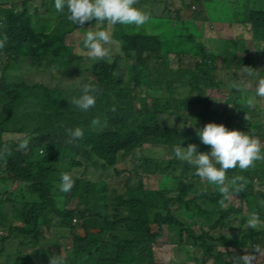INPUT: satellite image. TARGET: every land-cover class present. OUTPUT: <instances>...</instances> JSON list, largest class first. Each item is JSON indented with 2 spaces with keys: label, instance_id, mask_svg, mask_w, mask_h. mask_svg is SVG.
Instances as JSON below:
<instances>
[{
  "label": "trees",
  "instance_id": "trees-1",
  "mask_svg": "<svg viewBox=\"0 0 264 264\" xmlns=\"http://www.w3.org/2000/svg\"><path fill=\"white\" fill-rule=\"evenodd\" d=\"M215 1L139 0L137 8L150 14L149 23L141 31L117 24L112 35L116 31L118 40L124 42L122 53L111 62L84 63L81 78L85 80L77 83L78 78L65 80L63 64L76 59L87 30L102 26H95L93 20L78 28L65 13L55 10V0H0V38H8L0 50V148L7 145L12 152L0 159V264H49V257L60 254L63 245L69 246L66 264H154L153 244L165 229L178 248L170 264H233L236 255L225 256L232 243L249 252L264 241V228L252 229L235 221L241 213L243 217L253 210L264 221V208L257 203L264 200V161L247 171H228L229 179L244 176L247 183L221 205L215 185L201 180L174 153L176 146L186 148L189 143L210 151L193 137L198 138L197 129L208 123L206 106L213 98L209 92L219 91L223 84L218 83V72L233 67L249 80L252 75L243 67L255 70L253 61L238 52L239 45L243 50L246 47L240 39L228 42L219 37L204 42L187 34L182 44L171 45L169 37L177 35L173 30L180 23L203 21L202 9ZM242 5L249 10L243 24L250 25L252 33L257 28L262 31L257 36L260 42L254 41L252 47L262 59L264 46L261 50L255 45L264 44V11L252 9L247 2ZM165 24L171 27L168 33L160 31ZM236 28L229 31L230 38ZM218 45L228 51L219 53ZM27 63L35 68L31 80L10 82L8 71L17 68L22 75L28 74ZM259 76L264 77L262 71ZM84 84L100 90L95 106L87 112L71 103ZM238 90L223 101L229 114L217 124L262 141V123L253 118L261 104L255 86ZM32 92L49 100L40 111L31 108L21 116L18 102ZM250 99L256 101L255 107L248 106ZM171 116L184 124L177 122L174 128ZM19 117L24 118L21 124L15 121ZM97 118L100 124L94 126ZM187 120L195 125H188ZM68 127L82 128L83 138L67 144L64 129ZM6 134L16 137L5 140ZM24 138H30L29 147L18 150ZM159 151L166 156L157 158ZM62 156L67 161L63 173H71L75 180L67 193L57 188L61 174L56 175L55 163ZM121 164L127 165L121 168ZM139 175L170 180L173 185L150 190L141 180L131 183ZM120 176L127 182L117 183ZM55 189L57 195L78 197L83 209L68 210L58 204ZM32 198L37 201L31 202ZM233 203L240 204L235 207ZM204 204L218 214L209 226L198 218L209 215ZM48 217L59 224L57 234L49 238L43 235L41 224ZM76 218L79 222L72 223ZM233 228L239 230L237 235L225 233Z\"/></svg>",
  "mask_w": 264,
  "mask_h": 264
},
{
  "label": "clouds",
  "instance_id": "clouds-1",
  "mask_svg": "<svg viewBox=\"0 0 264 264\" xmlns=\"http://www.w3.org/2000/svg\"><path fill=\"white\" fill-rule=\"evenodd\" d=\"M139 0H55L54 8L58 13H65L67 19L78 28H83L85 23L95 20V26H102L98 30H87L83 38V48L81 52L89 60L112 61L114 56L122 53L124 42L116 40L112 36V31L117 24L135 26L141 28L151 19L149 13L135 7ZM106 27H103L105 26ZM7 36L0 38V50L7 44ZM246 39H242L244 41ZM254 65V61H253ZM248 75L256 74L257 77L252 83V79L246 80L239 84L234 83L233 88L245 89L255 86V96L264 98V77L259 76V70H253L250 67H243ZM232 72L233 74L229 73ZM236 72H240L233 67L228 71L233 77ZM99 88L92 84L81 86V94L73 97L72 105L80 111L87 112L96 104V94ZM250 108L255 107L253 100L248 101ZM114 110V109H113ZM245 119L248 117L245 115ZM93 125H99V119L92 121ZM67 136L66 143L73 144L83 138L84 132L80 127H68L64 129ZM256 132L255 129H253ZM264 139L263 128L260 129ZM196 134L203 145L209 146L210 151L206 152L197 145L189 143L186 148L180 144L174 148L177 159L186 162L195 169V175L201 180H207L210 184L215 185L222 199L218 201L221 205L233 195L244 190L247 183L244 176H234L229 179L227 173L229 170L239 168L242 172L255 166L257 161H264V145L258 138L251 137L247 133L238 130H228L223 124L207 123L202 129H197ZM30 144V138H24L18 144V150L27 151ZM12 154L11 149L5 145L0 148V159H5ZM238 186L233 187L234 185ZM75 180L71 173H61L58 189L60 192L67 193L74 187ZM261 208H264V200L257 201ZM76 222V221H75ZM246 226L252 229L258 228L264 221H261L259 214L253 210L247 220ZM263 242L261 239L260 242ZM257 244V245H258ZM255 247L254 251L247 252L242 256H236L233 264H259L264 259L263 246ZM237 247V246H236ZM240 250L239 247H237ZM49 264H66V259L61 252L58 255L49 257Z\"/></svg>",
  "mask_w": 264,
  "mask_h": 264
},
{
  "label": "rangeland",
  "instance_id": "rangeland-1",
  "mask_svg": "<svg viewBox=\"0 0 264 264\" xmlns=\"http://www.w3.org/2000/svg\"><path fill=\"white\" fill-rule=\"evenodd\" d=\"M231 0H218V2H214L212 4H209V7H204L202 9L203 11V21L199 20L196 23H186V24H182L180 23V25L178 27H176L173 31H176L177 35L174 36H170L169 39L171 40V45L172 46H176V44L180 43L182 44L185 40L183 37L187 36V34H191V35H195L196 37H198L199 39H203V41L205 40H211V39H218L219 37V41L223 40V39H227L228 42H232V41H236L239 40L240 41L242 39H248L250 37V33L254 36V41L260 42L261 38H258L257 36H260L262 34V31L259 30L258 28L252 33L251 32V27L248 24H243L245 22L244 19V14L246 16V13L249 11L246 7L242 5V3L244 2H251L254 0H232V2H234V4H237L236 6H232V3L230 2ZM258 5L255 7L254 10H258V11H264V0H256ZM141 5V4H140ZM139 5V6H140ZM135 7H137V5H135ZM149 23V22H148ZM146 23V24H148ZM156 24H158V22L156 21ZM224 27L228 26L229 24L232 25L230 26L231 29L236 28L235 30H233V35L232 38H230L229 36V31L231 29L228 28H224L222 27V25ZM226 24V25H224ZM131 27L133 30L138 29L139 31H141V28H136L135 26H129ZM245 28L246 30L243 32V30H239L241 28ZM1 28V26H0ZM174 28V27H173ZM212 28V29H210ZM184 29H187V31H185ZM160 31H163L165 33H168L171 31V27L170 25H164V26H160ZM116 31H114L113 33V38L118 40V34ZM243 33V34H242ZM256 35V36H255ZM240 38H237V37ZM204 41V42H205ZM253 41V42H254ZM177 42V43H176ZM83 45V44H82ZM191 45H187L186 47H190ZM256 48L258 49H263L260 48L261 46H264V44L261 45H255ZM218 47H221V50L218 49V52L222 54V52H226L228 51V49H222V45H218ZM210 45H208V49H210ZM238 52H240V54L244 57H249L248 59H251L252 61H254V65H255V70L259 69L262 70V73L264 74V61L259 60L258 57L256 56V53L252 50L251 45L249 44L248 47H244L243 50V46L239 45L238 48ZM239 54V55H240ZM86 63V65L90 64L89 59H86V55H84L81 51L77 52V57L76 59H73L72 61H69V63L64 62L63 67L66 70H63L66 73V77L65 80H67L68 82H72L74 79L78 78L79 80H77L76 82L78 83V81L81 83L82 81H84V78L82 77V73L83 70L85 69V67L83 66V64ZM26 66L29 70L28 74L22 75L21 74V70H18L17 68H13L10 69L8 71L7 74V78L8 80H10V82H18V83H27L31 80L30 75L34 72L35 68L32 66L31 63H27ZM231 74H233L232 72H229ZM229 73L227 71H223L220 70L218 72V80L221 84V81L223 82V84H221L220 86V90L219 91H210V95L213 97L212 101L210 102L211 105L206 106V117L208 118V123H218V120L220 119L223 120L225 115H228L229 113L224 109V104L223 101L226 100L229 95H234L237 92L239 93V90L237 88H233L232 85L234 83L239 84L240 82H244L243 80V75L239 72H236L233 77H231L229 75ZM85 77V76H84ZM255 77H257V75L252 74L251 78H252V83L256 84L254 82ZM57 78V77H56ZM34 81H36L33 78ZM57 81H54L55 84L58 83ZM90 80V79H88ZM258 80V79H257ZM65 85V81L63 83V86ZM246 89H250V87L246 88ZM222 91V92H221ZM56 95H53L52 97H54ZM240 98L243 96L242 94L239 95ZM23 98L22 96V100H19L18 105L19 109H20V115H24L25 111L28 112L30 111L31 108H35L37 111H40L43 106H45L46 101L49 100L48 96H42L41 94H36L35 92H32L31 94H29V96L27 97L26 95H24ZM188 97V94H185V98ZM58 98V96H57ZM254 103H256V101H253ZM257 105V104H256ZM257 112L254 114L253 118L255 121L259 120L258 122L262 123L263 126V134H264V103L258 104L257 107ZM225 110V111H224ZM170 113V110H169ZM172 117V116H171ZM200 119H202V117H200ZM18 124L23 123L24 118L23 117H19L17 120H15ZM188 121V125L190 126H194V122L187 120ZM172 122L174 125V128L177 129V124L178 123H182L184 124L183 121H179L177 120V118L172 117ZM171 122V123H172ZM178 122V123H177ZM15 127L14 125H11L10 128ZM173 127V126H172ZM23 136V135H22ZM16 137V135L13 134H9L5 136V140H14L13 138ZM194 140L199 141L198 138H194ZM262 145H264V139L261 141ZM181 146V145H180ZM199 147H197V152L199 153L198 149ZM161 151H159L156 154L157 158H163L166 155L164 154L163 156H161L160 154ZM129 162V159L127 160V163ZM56 167L57 170L56 171V175H60L61 173H63L66 169H67V161L65 156L60 158V161L58 160L56 163ZM127 164L123 165L121 164L120 167L123 168L124 166H126ZM75 171V170H74ZM73 172V171H72ZM74 174V172H73ZM112 180V179H111ZM143 181L144 184L146 185V187L150 190H160V189H164V188H169L172 187L173 185V181L170 180H163L161 178L158 177H151L149 179L145 178V176L143 175H139V177L134 178V180L131 183H137L139 181ZM113 181V180H112ZM127 179L123 178V176L119 177V181L117 183L119 184H123L126 183ZM198 183H200V181H197ZM195 184H197L195 182ZM216 187V186H215ZM58 188V187H57ZM56 188V189H57ZM55 189L54 194L57 196L58 200L60 203V205H63L66 209L68 210H82L83 209V204L81 202V200L78 199V197H69V194H66L65 196H60L57 195V191ZM216 190L219 192L218 188L216 187ZM37 199L36 198H32L31 202H36ZM240 203H233L232 205L235 207H238ZM228 205V204H226ZM225 205V206H226ZM202 207L206 210V214L209 215H199V214H195V215H199L198 218L204 223L205 226H209L213 224V221L215 219H217L218 214L211 208V206L209 205H202ZM246 210V208L244 209V211ZM250 213L247 214V216H243V213H241V216H237L236 218V222L238 221V224L241 226H246V220L248 218V215ZM51 215V214H50ZM47 216V215H46ZM184 218H186V221L190 220L189 216H183ZM76 222H72L74 224H77L79 222V220L76 218ZM57 220L55 222V220L51 217L47 218V222L44 220H41V224L44 227L43 230V235L46 236L47 238L51 237L50 234H57V230H58V225L57 224ZM258 228H264V225L261 224ZM235 229V228H233ZM257 229V228H256ZM225 233L227 235H229V233H232L233 235H237V233H239L238 229H235V231H225ZM239 238H236V241ZM62 242V241H61ZM232 243V242H231ZM264 243L261 241L257 246H263ZM61 246V245H60ZM62 251L64 256L67 255V257L70 256V253L68 251L69 246H65L63 245L62 247ZM178 248L174 246V242H172V239L169 237L168 238V233L165 229L163 236L160 238V240H158L156 243L153 244V252H154V264H170L172 260H174V255L176 254ZM60 252V253H61ZM66 252V253H65ZM68 252V253H67ZM252 252V251H249ZM33 253V252H31ZM246 253V251H241L238 250V248L236 247L235 244L232 243V246L229 247L226 251L225 256L229 255V256H242ZM182 252L179 256H182ZM259 264H264V259H262Z\"/></svg>",
  "mask_w": 264,
  "mask_h": 264
},
{
  "label": "crops",
  "instance_id": "crops-1",
  "mask_svg": "<svg viewBox=\"0 0 264 264\" xmlns=\"http://www.w3.org/2000/svg\"><path fill=\"white\" fill-rule=\"evenodd\" d=\"M248 3V5L252 8V9H255V7L258 5V3H257V1L256 0H254V1H251V2H247ZM253 41H254V36L250 33V37L248 38V39H246V40H244V42L243 43H245L246 44V47H247V45H251V48L253 47ZM252 50L256 53V56L257 57H259V53L257 52L258 50H254L253 48H252ZM262 56L264 57V54H262ZM259 60H262V61H264V58H262V59H259ZM256 70H259V69H256ZM259 71H262V70H259ZM264 71V70H263ZM255 74V73H254ZM256 75V74H255ZM252 79V78H251ZM260 102L261 103H264V98H260Z\"/></svg>",
  "mask_w": 264,
  "mask_h": 264
},
{
  "label": "built area",
  "instance_id": "built-area-1",
  "mask_svg": "<svg viewBox=\"0 0 264 264\" xmlns=\"http://www.w3.org/2000/svg\"><path fill=\"white\" fill-rule=\"evenodd\" d=\"M73 221L75 222L76 220L74 219Z\"/></svg>",
  "mask_w": 264,
  "mask_h": 264
}]
</instances>
